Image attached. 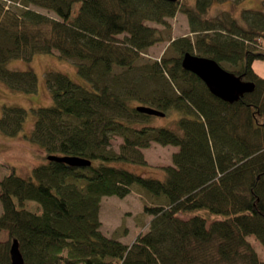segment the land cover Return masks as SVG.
<instances>
[{
    "label": "trees",
    "instance_id": "trees-1",
    "mask_svg": "<svg viewBox=\"0 0 264 264\" xmlns=\"http://www.w3.org/2000/svg\"><path fill=\"white\" fill-rule=\"evenodd\" d=\"M192 1L193 8L180 0H0L6 88L34 94V71L6 66L52 52L85 82L44 74L52 104L31 110L30 134L44 162L26 177L12 169L0 180V264H10L13 240L24 264H264L247 241L254 237L264 249V78L251 68L264 62V14L243 11L247 29L226 18L215 28L203 17L212 0ZM177 12L190 33L205 35L175 39V57L144 62L143 51L163 41L149 24L169 27ZM193 48L221 68L228 63L231 70L222 69L253 88L235 101L215 97L181 66ZM139 106L178 114L176 127L152 124L155 116ZM25 116L23 108L2 106L0 133L17 135ZM151 143L176 148L160 180L123 168L147 166L141 150ZM133 189L147 200L142 213L151 219L127 245L101 232L99 209L102 198L122 199Z\"/></svg>",
    "mask_w": 264,
    "mask_h": 264
},
{
    "label": "rangeland",
    "instance_id": "rangeland-1",
    "mask_svg": "<svg viewBox=\"0 0 264 264\" xmlns=\"http://www.w3.org/2000/svg\"><path fill=\"white\" fill-rule=\"evenodd\" d=\"M180 3L185 8H193L192 0H180ZM77 6L75 5L73 9ZM33 10L49 17H54L52 13L46 12L43 9L31 7ZM245 10L260 12L264 14V0H212L205 15L203 16L215 28H220L222 20L231 19L242 28H249L244 22L242 13ZM169 27H162L157 24H149L159 31V36L163 41L147 48L143 51L142 60L144 62L160 61L161 58H172L176 56L171 42L175 39L186 37L191 38L194 42L196 37L204 36L205 34L190 33L187 18L185 15L177 12L172 18L167 20ZM168 28V29H166ZM207 38L204 43L209 44L213 37L212 32L207 33ZM192 50L193 55H198L195 48ZM142 62V61H141ZM222 68L231 70L226 62L221 63ZM252 68L260 77L264 78V62L255 61ZM7 69L14 71L33 70L38 79L37 89L34 94L28 95L22 92L9 90L0 82V115L2 106H16L26 110V116L22 130L15 136L9 137L0 133V180L3 176L14 170L16 175L26 177L31 170L44 162V154L40 151L37 144L31 141L30 134L34 122V114L32 109L39 107H48L52 104V100L46 90L44 82V74L49 71L64 73L73 82L81 85L85 82L77 75L75 65L58 56L56 52L50 54H37L28 62L21 59L11 60L7 64ZM178 114L160 118L154 117L152 124L156 126H166L169 128L176 127ZM120 139L114 137L111 143L113 150L118 149ZM176 150L174 147H162L151 143L146 149L141 150L142 156L147 163V166L125 165L123 168L134 172L137 175L163 179L164 172L161 169L163 166L171 164V154ZM129 195L124 198L114 196L104 197L100 203L99 221L101 223V232L109 238H114L124 244L129 245L134 236L139 232H146L151 219L142 213V206L147 201L140 197L136 189L132 190ZM1 212V205H0ZM0 241H6V234L1 233ZM247 241L253 247L259 260L264 261V249L255 240L254 237H248Z\"/></svg>",
    "mask_w": 264,
    "mask_h": 264
},
{
    "label": "water",
    "instance_id": "water-1",
    "mask_svg": "<svg viewBox=\"0 0 264 264\" xmlns=\"http://www.w3.org/2000/svg\"><path fill=\"white\" fill-rule=\"evenodd\" d=\"M164 1L175 2L176 0ZM181 66L185 71L194 74L201 80L210 93L224 101H235L240 93L253 88L248 83H241L237 77L223 70L215 61L209 58L185 53L181 58ZM136 111L145 115L164 117L162 112L149 107L139 106ZM46 159L63 163L70 167H86L90 165L88 160L72 156H47ZM9 261L10 264H24L16 240H13L10 245Z\"/></svg>",
    "mask_w": 264,
    "mask_h": 264
},
{
    "label": "crops",
    "instance_id": "crops-1",
    "mask_svg": "<svg viewBox=\"0 0 264 264\" xmlns=\"http://www.w3.org/2000/svg\"><path fill=\"white\" fill-rule=\"evenodd\" d=\"M254 65V62L252 63ZM253 67V66H252ZM258 76H260L258 73H256Z\"/></svg>",
    "mask_w": 264,
    "mask_h": 264
},
{
    "label": "bare ground",
    "instance_id": "bare-ground-1",
    "mask_svg": "<svg viewBox=\"0 0 264 264\" xmlns=\"http://www.w3.org/2000/svg\"><path fill=\"white\" fill-rule=\"evenodd\" d=\"M52 53H53V52H52ZM0 116H1V115H0ZM178 117H179V116H178ZM178 117H177V118H178ZM22 259H23V258H22ZM23 263H24V261H23Z\"/></svg>",
    "mask_w": 264,
    "mask_h": 264
}]
</instances>
